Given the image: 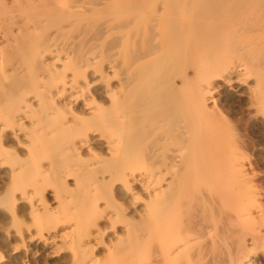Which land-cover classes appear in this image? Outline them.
<instances>
[{
    "label": "bare ground",
    "instance_id": "bare-ground-1",
    "mask_svg": "<svg viewBox=\"0 0 264 264\" xmlns=\"http://www.w3.org/2000/svg\"><path fill=\"white\" fill-rule=\"evenodd\" d=\"M133 1L136 2V8L143 4H151L153 7L139 11L133 8L126 23L118 27V33H123L122 36L109 43L110 48L116 50L111 58L114 59V70H116L114 78H117L118 89H113L107 84L108 89L104 93L112 102L113 116L105 117V121L108 122L112 118L111 122L115 125V129L117 128L118 139L106 143L107 147H102L101 141H95L92 136L96 123L94 120L97 118L93 106L101 105L102 97L97 94L89 95V81L84 86H80L82 92L80 97L77 94L69 96L68 101H65L66 109H62L61 115L56 117L57 121L53 119L56 114L50 112L48 106L57 102L53 88H57L58 96L66 97L69 89L79 85L76 79L78 69L74 67L75 70L72 71L74 80H69L66 72L68 58L70 59L72 54L76 55L75 46L70 53L67 43L64 42L66 31L63 33L62 30L65 29L68 8L66 0H0V70H3L0 71V156H4L6 152L3 144L5 139L9 138L8 133L30 150L27 158L19 157L18 153L13 154V158L17 160V163H12L11 166L15 179L13 187L5 194L4 192L0 194V210L6 209L7 212L16 215L15 206L19 199L16 194L22 192L26 198L27 192L31 189L41 195L51 181V179L48 181V178H53V175L57 181L64 175L65 180L61 181L65 184L68 178H75L77 185L84 187L82 175L98 176L99 173L101 176L102 174V178H97L90 188L84 190L83 197L86 199L84 204L66 205L64 195L61 196L63 190L59 188L56 190L61 186L60 182L55 188L60 200L57 209L66 218L65 223L82 221L81 227L77 224V231L71 237L56 231L58 223L54 224L55 220H49L48 225H44L45 221L40 219L38 212L41 210L44 213L51 212L45 200L41 199V204L37 207L31 203V210L29 209L35 221L34 228L41 234L47 232L46 241L57 248L58 254L63 250L59 247L62 244L59 240L66 243L69 238L72 239L73 244L78 243L82 249H87L88 242L94 238L100 239L102 234V231L99 233V229L96 232L97 224L94 220L84 225L86 221L83 220H88L90 214L93 215L89 204H86L89 203L87 197L95 191L105 190L106 175H110L109 178L112 179L110 187H113L116 181H120L122 188L125 186L132 189L135 184H139L141 191L149 195L153 204H163L164 208H157L153 212L158 222L153 221L152 217H144L146 223L133 222L134 224H128L127 227L126 235L133 242L143 238L149 241L157 238L155 239L157 242L152 240L153 243H157V247L152 246L151 264H193L198 256L197 252L207 245H211L214 251L217 250L219 255H223L221 264H264V205L259 201L260 190L258 191L261 187L259 183L264 181V176L257 173L264 160V143L258 141L259 139L264 141V128L259 120L260 115L264 116V92L259 94V85L249 84L248 77L251 69L256 71L264 65V54L254 50L255 53H250L243 59L244 50L235 43L242 35L235 36L233 40L221 36L228 24L232 26L242 24L244 7L247 6L245 9H248V4L252 0ZM80 4L81 2L76 7ZM34 6L49 9L51 13L61 11L63 24L57 33L55 31L48 35L34 34V31L38 32L39 26L46 23L39 19L43 13L34 15L33 12L25 10ZM256 19H264V12L260 11ZM200 41L207 43L205 44L207 47ZM60 45L61 49L58 47ZM121 47L128 51L125 53L117 51ZM201 47L210 49L209 54L212 58L220 57L215 66H210V70L205 74L201 72L200 67L205 62L201 60L204 54L199 58L198 53L196 54ZM230 51L238 52V56L234 58V55L225 61L222 60L226 52ZM52 57H55L57 62H61L59 64L62 65L61 68L63 67L62 71L50 64ZM38 58H41V62H38ZM78 59L83 58L78 57ZM243 61L252 64L248 65ZM197 62L201 64L197 66ZM82 69L80 67V70ZM235 75L236 79L233 78ZM251 75L255 76L253 73ZM196 79L200 82L198 89L182 94L181 88L187 87ZM224 87L228 89L226 88L225 91ZM220 91L225 92L223 99H218L217 94ZM236 97L246 99L247 103L236 106V103H233ZM81 101L83 103L79 104ZM77 121L82 124V130L76 129V125H73ZM34 134L43 140L41 145L43 150L47 147L49 139L68 145L62 147L57 158L51 160L52 158L47 156L46 158L51 162L45 164L44 160L39 158L43 150L34 153V147L28 145L33 140ZM81 135L84 137L80 138ZM21 136L28 141H22ZM159 144L164 148L161 155L157 154L160 149L156 147ZM97 145H100L98 153L95 149ZM133 146H136L135 150L130 149ZM105 148L107 152L104 153ZM247 149L250 155L245 154ZM8 153L6 152V158ZM127 153L130 155L124 160L123 157ZM82 154L88 156L90 160L82 161V166H79L78 170L70 167L71 164L69 166L66 164L69 156L81 158ZM100 155L104 156L102 163L93 164L92 161ZM245 156L249 158L248 162L243 160ZM198 161L202 163L199 164ZM24 168L25 174H23ZM133 169L152 175L156 170L160 171L166 185L157 190L159 181L156 185L151 184L149 179L141 181L133 173ZM44 173L47 174L48 180L44 177L46 180L41 182L38 178ZM167 176L173 177L172 180H167ZM56 180L52 179L50 183L54 187L57 184ZM70 187L69 185L67 188ZM103 194L105 193L102 191L101 195ZM101 195L99 198L102 197ZM38 197L40 199V196ZM136 198L141 199L138 196ZM178 204L181 205L182 210L176 209ZM82 205L86 206L85 209L83 207L84 212L82 208L80 209ZM121 206H116L117 212L121 214L130 209L127 207L124 210ZM183 211L186 212L184 215L187 221L184 218L178 226V223L173 222L171 218L166 233L163 232L166 241L158 242L157 235H162L160 234L162 231L158 229L159 234H154V228L159 227L167 216L179 212L181 214ZM81 213H84V217L83 215L79 217ZM180 216L182 219L183 215ZM51 217L53 216H50V219ZM109 220L112 222L111 218ZM61 223H64L63 220H60L59 224ZM91 228H94L95 232ZM125 239L118 238L116 242L107 245L106 253L125 251L130 255L128 249L132 244L129 246ZM200 240L202 244L196 245ZM58 241L60 245L56 244ZM85 241H88L87 244ZM191 243L192 253H187L188 257H185L184 261L182 259L179 263H174L172 259L176 250L178 251L180 246L189 247ZM94 246L91 252L93 258L90 262L98 264V259L94 258L96 257ZM146 251L148 250L145 248ZM82 255L84 258L87 256L85 252ZM144 256L148 258L149 255ZM225 258L227 259L223 262ZM134 262L136 261L130 264H139L138 261Z\"/></svg>",
    "mask_w": 264,
    "mask_h": 264
},
{
    "label": "rangeland",
    "instance_id": "rangeland-1",
    "mask_svg": "<svg viewBox=\"0 0 264 264\" xmlns=\"http://www.w3.org/2000/svg\"><path fill=\"white\" fill-rule=\"evenodd\" d=\"M66 2H67V6H68L67 11H66V23L64 25L65 29L62 30L63 33L66 31L65 36H64V42H66L68 47H69L68 52L72 53V51L74 50L73 49L74 46L76 48V55L72 54L70 56V59L68 58V60L66 62L67 63L66 72L68 74L69 80H74L75 76H74V73L72 71L75 70L74 67H76L78 69V74H77L78 77L76 79H77L79 85H75L76 86V88H74L75 90L72 88L68 90V93L66 95V97L68 96L67 98L65 96L64 97L58 96L59 93L57 94V88H53V95L56 97L57 102H56V104L53 103V104L48 105V106H50V108H49L50 112L52 111L53 113L56 114L54 117L52 115V117H53L54 121H57L56 117L60 116L61 113L63 112V110L66 109L65 106H66L67 102H65V101H68L67 99L69 98V96L71 94H77L80 97V95H82L81 94L82 92H80V86H84L85 83L90 82L89 83L90 84L89 95L97 94L100 97H102V98H100V104L101 105L93 106V109L95 110L94 114L97 115L96 116L97 118L94 120V122H96V123H94L95 128H93L94 131H93L92 136L94 137L95 141H99V140L101 141L100 143L103 144V145H101L102 147H107L106 143H109L110 141H113L114 139H116V140L118 139L117 128L115 129V125L111 122L112 118L108 122L105 121V117L113 116L112 102L109 99V97L108 98L105 97V93H104L105 90L108 89L107 84H110L113 89H118L117 78L116 77L114 78V76H115L114 74L116 72V70H114V59L111 58V55L114 54V52H116V50L114 51L112 49V47L110 48L109 43L113 39H115L119 36H122L123 33H118V27H121L122 24L126 23V21L129 18V13L136 8V2L134 3L133 0H101L99 2L95 1V0H84L83 2H82V0H66ZM79 2H81V4L79 5V7H76L79 4ZM98 6H99V8H98ZM151 6L153 7V5H151V4H143V5L139 6L138 8H136V11L149 10L152 8ZM245 8H247V6L244 7V15H243V20H242L243 26L241 23L238 25H234V26H232L231 24H228L229 26L230 25L231 26L230 27L227 26L226 29L223 30L222 34H221L222 37H224L226 39L230 38V40H233V38L235 36H238L240 34L242 35L241 38H239L238 40L235 41V43H236V46H240L243 48V50H244L242 53L243 59H245L250 53L253 54L255 52H260L261 54H264V19H261V20L256 19L258 16V13L260 11L264 12V0H252V2H250L248 4V9H245ZM25 10H27V12H33L34 15L43 13V15L39 19H42V21L44 20L46 22L45 23L46 25L44 24L45 26L44 25L41 27L39 26L38 32L34 31V34L39 33L41 35L42 34L48 35L49 33H53L55 31L57 33L58 29L63 24L62 18H61L62 17L61 11L51 13V10H49V9L45 10V9L37 8L36 6H34V8L33 7L28 8L27 7ZM47 12H49V13H47ZM48 14H49V16H48ZM36 18H37V16L34 17V20ZM256 27H258L257 30H256ZM232 28H234V30H232ZM119 31H120V28H119ZM224 31H225V34H224ZM262 32H263V34H262ZM227 36H229V37H227ZM261 39H263V40H261ZM245 40H247V41H245ZM257 41H259V42H257ZM200 43L203 44L204 42L200 41ZM205 44L207 45V43H204V46L207 47ZM58 47L61 49V45ZM203 47L198 48L196 54L198 53V58L200 57L201 54H204V58L201 60H203L205 62L202 63L203 65L201 63H200L201 65H200L197 62L196 65L197 66L200 65V67L202 68L201 72L205 74V73H207V71L210 70V66H215L216 62L218 61V59H220V57L212 58L211 55L209 54L210 49H202ZM201 50H202V52H201ZM254 50H255V52H253ZM55 51H58V50H55ZM117 51H121L122 53H125V51H128V49L126 50L125 48L121 47ZM226 53L227 54L224 55V57H222V60H224V61L231 58V57H234V55H235L234 58H236L238 56V52L230 51V52H226ZM56 57L58 58V56H56ZM78 57H81L83 59H78ZM54 58L55 57H52L50 64L52 66L54 65V67H56V69L58 68L59 70L62 71L63 67L61 68L62 65L59 64L61 62L60 61L57 62V59H54ZM198 58H196V59H198ZM86 59H88V60H86ZM38 62H41V58H38ZM243 63H246L248 65L252 64V63L247 62V61H243ZM4 66H6L5 68H7V64H5ZM80 67H81V69L83 68L82 69L83 71L80 70ZM263 67H264V65L260 69H257L256 71H253L251 69L250 72L255 74V76H252L251 73H250V75H248L249 84H258L259 85V87H260V88L258 87V89L260 90V91L258 90L259 94H262L264 92V68ZM0 71H3V70H0ZM233 78L236 79L237 76L235 75V76H233ZM252 78H254V79H252ZM258 79L260 82L258 81ZM177 80L178 79H176V81ZM87 81H89V82H87ZM192 82L194 84H192ZM192 82L187 87L181 88L182 94L194 92L196 89H198L199 84H200L199 80L196 79V81H192ZM194 85L196 88H194ZM234 86H236V85L234 84ZM162 88L165 89L164 87H162ZM226 88L227 87H224L225 91L228 89V88L227 89ZM223 92L224 91H220L217 94L219 97L218 99H223L225 97V94H224L225 92L224 93ZM36 101H38V99H36ZM240 102H241V105H240ZM82 103H83L82 101L79 102V104H82ZM233 103L236 106H243V104L245 105L247 103V100L244 98L241 99V98L236 97V98H234ZM98 114L99 115L103 114V115L99 116ZM70 120L73 121V119H71V118H70ZM259 120H260L261 125L264 128V116L260 115ZM73 125L74 126L76 125L75 126L76 129L82 130L83 126L80 122H78V121L74 122ZM97 125H99V126L97 127ZM116 133H117V135H116ZM7 135H9V138L5 139L3 145L5 148V151L7 153L9 152L8 153L9 155L6 158L7 154L5 152L4 156H0V194L3 192L5 194L6 191H8L9 189H11V187H13V180L15 179V177H13V174L11 171L12 170L11 166H12V163H17V160L13 158V154L18 153L20 155L19 157L25 156V158H27L30 154L29 153L30 150L27 146H25V145L23 146V144H20V142L16 139H15L16 140L15 141L14 138L11 137V133H8ZM34 135L36 136V134H34ZM69 135H71V134H69ZM35 136H34V138H35ZM82 137H84V136L81 135L80 138H82ZM21 138H22V141H24V142L28 141V139L26 138L27 139L26 140L25 137L21 136ZM34 138L31 141V143L28 145L34 147V153H36L37 151H42L43 148L41 147V145L43 144V140L39 139L37 136H36L37 139L36 138L34 139ZM34 140H35V142H34ZM258 141L264 143V141H262L260 139ZM58 142L59 141H57V140H51V139L48 140L47 147L45 148V150H43V154L40 155V157H39L40 159L44 160L45 164L51 162L50 159H48V158H52L51 160H53V158H57L58 155L61 153L60 151H62V149H63L62 147H65L68 145L66 143H61V142L58 143ZM34 143H36V144H34ZM54 143L57 145L53 147V145H55ZM60 143L62 145H60ZM99 146L100 145H97L95 148L97 150L96 153H98L100 151ZM161 146L162 145L159 144L156 147V148L160 149L157 153L158 155H161L164 152V148H162L163 146L162 147ZM135 148H136V146H133L130 149L135 150ZM57 150H58V152H57ZM248 150L249 149L245 150V154L250 155ZM105 152H107L106 148H105L104 153ZM53 153H56L55 154L56 156ZM263 154H264V151H263ZM51 155H52V157H51ZM129 155L130 154H128V153L125 154L123 157L124 160H127ZM47 156H48V158H46ZM263 157H264V155H263ZM103 158H104V156L100 155L97 157L96 160H93L92 163L97 164L99 162L101 164ZM85 160H88V161L90 160V158L88 156H85V154H82L81 158L69 156L67 161H66L67 162L66 164H68V166L71 164L72 166H70V167L78 170V167L82 166V163H83L82 161L85 162ZM197 160H199V158ZM243 160H245V162H248L249 158L245 156V159H243ZM3 161H5V162H3ZM1 162H3V163H1ZM199 162L200 161H198L197 163H199ZM73 163H75V164H73ZM201 163H199V164H201ZM262 164L263 165L260 166L259 170H257V173L264 176V160H263ZM98 168H96V169H98ZM23 172H24L23 174L26 173L25 168H24ZM133 173L141 181H145V180L147 181V179H149L148 181H151L150 183L155 184V185L159 181L160 185L156 186L157 190H159L161 187L166 185L165 182L163 181V175L161 174L160 171L156 170V172H154L152 175V174H146V173H144V171L133 169ZM46 175L47 174L44 173L43 175H40L38 179L41 180V182H43L47 179ZM151 176H153V177H151ZM52 177L53 178H48L49 180L48 179L47 180L48 181H50V179H51V181H52V179H53V181L56 180V179H54V175ZM106 177H107V180H106L107 182L104 183L105 190H102V191L106 194L107 197H105V194L101 195V193H102L101 190L95 191L94 193L89 194L87 197V199H89V203H86V204L87 205L89 204V206H90L89 208L91 209V212L93 215L91 216V214H90L88 220H83V222L86 221V222H84L85 226L90 224L91 220H94V223L97 224L96 232H98V229L100 230L99 233L102 231L101 232L102 233L101 238L100 239L94 238L90 242L85 241V244H87V242H88V248L87 249L86 248L82 249L78 245V243L73 244L72 243L73 241H71L72 239H70V238L66 243H64L63 240H59L62 244L60 245L59 241L56 242V244L60 245L59 247L64 250V251L62 250L61 252H59L60 254H58V252H56L57 248L54 245H52V244H50V242L46 241V239H47L46 233L47 232H45L44 234H41L39 231H37V229L34 228V222L35 221H34V218L32 219L33 216L30 213L31 203L37 207L38 205L41 204L42 200H45L48 203L49 211H51V212L50 213H44L42 210L38 212V215L40 214L39 217H41L40 219L45 221L44 225L47 226L48 225L47 223L49 220H52V221L55 220L54 222H56V223H54V224L58 223V229L56 231H58V232L60 231V233H63L65 235H67L68 237H71L75 234V231H77V228H78L77 224H80V227H81L82 221L81 220H79L78 222L74 221L72 224L65 223L67 221L66 218H64V215H62V213L59 212L57 209L60 206V200L58 199L59 196L57 195L56 190H59V189L63 190V192H61V196L64 195L63 199L65 197L64 201L66 202L65 203L66 205H68L70 203H71L70 205H73V206L81 204V203L84 204V202L86 200L83 197L84 192L86 191V189L90 188L92 184L95 183V180L97 178L98 179L102 178V174H101V176L99 173H98V176H96L95 174H92L91 176H88V175L83 176L82 175L81 180H82V182H85V186H84L85 188L80 186V185H77L75 178H70V179L68 178L67 179L68 181L66 182V184L63 183L61 180H65V176L62 175L60 178H58V181L56 180L57 184L55 185V187L52 186V184H50L51 181L48 182L49 184L46 187V191L44 192L45 194L42 193L40 195L38 192L30 189L27 192V195L25 198V196H23L22 192H18L16 194V196L20 200L18 199V203L15 206V208L17 210L15 212L16 215L10 213L9 211L7 212L6 209L0 210V264H71V262H73L72 264H82V263L87 264L88 262H89L88 264H91L90 261L93 258V255H91L92 254L91 252H93L92 248L94 245H95L94 246V248H95L94 255L96 256L94 258L98 259V261H97V262H99L98 264H130L133 261H136V262L138 261L139 264H151L150 262H151L152 255H153L152 246L155 245L157 247V243H153L155 241V239H157V238L155 237L154 239H151L150 240L151 242L147 238L138 239L137 241L135 240L136 242L134 241L135 242L134 243L133 241L129 240L130 238L126 235L127 234V227H128V224H131V223L134 224V223H140L141 222L144 224V223H146V221L144 222V219L149 218V217H152L153 221L158 222V218L153 216V212L157 208H159V209L164 208L163 204L162 205L161 204H158V205L153 204V200L149 197V195L144 193L143 191H141V186L139 184L138 185L135 184L132 187V189H130L128 187L126 188L125 186L122 188L123 185L120 183V181H116V184L113 187H110L111 186L110 180H112V179L109 178L110 175H106ZM169 177L170 176H167L166 179L172 180L173 177L172 178L171 177L169 178ZM92 178L94 180L93 182H92ZM59 182H60L61 186H58ZM162 182H163V184H162ZM71 183H72V185H71ZM69 185L71 187L68 189L67 187ZM106 185H108V186L106 187ZM259 186H261L258 188V191L260 190L259 191V193H260L259 201H260V203L262 201V203L264 205V181L259 183ZM56 187H57V189L55 190ZM118 187H120V188L117 189ZM64 188H66L68 191ZM53 192H54V194H53ZM36 193H38V194H36ZM96 195H97V197H96ZM99 195H101L102 197L100 196L101 198H99ZM38 196H40V199ZM132 196H136V197L138 196L141 199H137L136 197H132ZM93 197H94V199H93ZM109 200H110V202H109ZM134 200H136V201H134ZM29 201H30V203H29ZM117 201H119V202H117ZM157 202H159V201H157ZM154 203H156V202H154ZM118 205H120V206L122 205L121 207L124 210H126L127 207H129L130 209L126 210V212L124 214H121V213L117 212L116 206H118ZM51 207H52V209H51ZM83 207H84V209L86 208V206L82 205L80 207V209L81 208L83 209ZM103 207H104V209H103ZM55 209H57V211L54 212ZM84 209L82 210V212L85 211ZM102 209L106 212V214ZM176 209L182 210L181 205L178 204V207ZM184 212L185 211H183V213H181L183 215L182 219L180 216L181 215L180 212L174 213L172 215L167 216L166 219L164 218V222L163 221L161 222V225L163 227L160 225L156 229L154 228V231H153V233L155 232L154 234H159V231H162V232H160V234H162V235H160V236L157 235L158 242L159 241H161V242L166 241V240H164L165 237L163 236V232L166 233V229L168 228L167 225H170L171 224L170 222L172 220L176 224L178 223L177 224L178 226H179L180 222H183L184 218L187 221L186 216H185L186 212L185 213ZM42 213H44V215ZM11 214L14 217L17 216L16 219ZM41 214H42V216H41ZM48 215L53 216L54 218L51 217V219H50V216H48ZM56 215H57V217H56ZM106 215H107V217H105ZM81 216L84 217V213L79 214V217H81ZM60 217L62 219H60ZM109 217L111 218L112 222H110ZM171 218H172V220H171ZM13 219H14V221H13ZM180 219H181V221H180ZM60 220H63L64 223L59 224ZM110 224H112V225L110 226ZM120 225H122V226H120ZM70 227H72V228L70 229ZM106 227H107V229H106ZM121 227H124V228H121ZM110 228H111V230H110ZM158 229H160V230L158 231ZM92 230L95 232L94 228ZM35 231H37V232H35ZM39 233H40V235H39ZM124 233H125V235H124ZM116 234H117V236H116ZM41 238H42V240H41ZM118 238H123V239L126 238L125 239L126 243L129 244V246L132 244L128 250H130V252H131L130 255H132L133 257H131L130 255H127L125 251H115L113 253L107 252L108 254L106 253V251H108L107 245H110V243H112V242H116V240ZM159 239H161V240H159ZM152 240H154V241H152ZM100 241H101V243H100ZM155 242H157V241H155ZM197 242L198 243L196 245L202 244L201 240L197 241ZM97 244H99V246ZM140 245H142V247ZM149 245H151V247H149ZM66 246L68 248L70 247L69 248L70 250L68 248H66ZM73 246H74V248H73ZM190 246H193V244L191 243L189 245V247L180 246L178 248V251L176 250V253L172 259L174 261V263H176V262L179 263V261H181L182 259H183L182 261H184L188 257L187 253H192V251H191L192 247H190ZM49 248H51V249H49ZM78 248H80V249H78ZM135 248H136V250H135ZM145 248L149 252L148 251L145 252ZM182 248H183V250H182ZM211 248H213L211 245H207V246H204V249H203L204 251L201 250V251L197 252L198 256L195 259V261H199L198 263L196 262L197 264H208V263L209 264H213V263L214 264H221L222 263V261H220V260H223V258H224L223 255H219V252L217 250L214 251V248L213 249H211ZM138 249H140V251ZM84 252L87 255V256H85V258L83 257L84 255H82V253H84ZM199 252H200V254H199ZM145 254L149 255V256H147L148 258H146V256H144ZM58 255H59V257H58ZM71 255H73V256H71ZM78 255L80 257H78ZM116 255H117V257H116ZM118 255L120 256V258ZM203 256H205V257H203ZM77 257H78V259H77ZM126 257H128V258H126ZM199 257H200L201 261L198 260ZM109 258H111V259H109ZM105 259L107 261H105ZM125 259H128V260H125ZM226 259L227 258H225V260L223 262H225ZM205 260H206V262H205ZM195 261H194V263H195ZM136 262H134V263H136Z\"/></svg>",
    "mask_w": 264,
    "mask_h": 264
}]
</instances>
